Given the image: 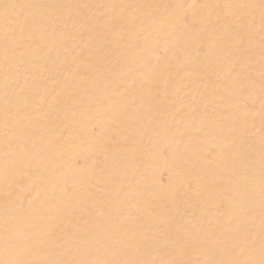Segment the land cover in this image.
<instances>
[{
    "label": "rangeland",
    "instance_id": "374dc122",
    "mask_svg": "<svg viewBox=\"0 0 264 264\" xmlns=\"http://www.w3.org/2000/svg\"><path fill=\"white\" fill-rule=\"evenodd\" d=\"M0 264H264V0H0Z\"/></svg>",
    "mask_w": 264,
    "mask_h": 264
},
{
    "label": "bare ground",
    "instance_id": "6f19581e",
    "mask_svg": "<svg viewBox=\"0 0 264 264\" xmlns=\"http://www.w3.org/2000/svg\"><path fill=\"white\" fill-rule=\"evenodd\" d=\"M249 191V190H248Z\"/></svg>",
    "mask_w": 264,
    "mask_h": 264
}]
</instances>
